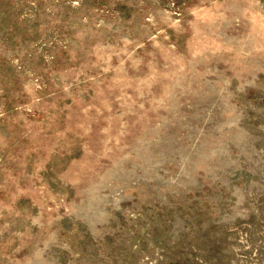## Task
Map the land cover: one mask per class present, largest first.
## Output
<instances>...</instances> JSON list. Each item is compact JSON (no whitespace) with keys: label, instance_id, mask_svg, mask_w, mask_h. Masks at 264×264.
Wrapping results in <instances>:
<instances>
[{"label":"rangeland","instance_id":"obj_1","mask_svg":"<svg viewBox=\"0 0 264 264\" xmlns=\"http://www.w3.org/2000/svg\"><path fill=\"white\" fill-rule=\"evenodd\" d=\"M0 264H264V0H0Z\"/></svg>","mask_w":264,"mask_h":264}]
</instances>
